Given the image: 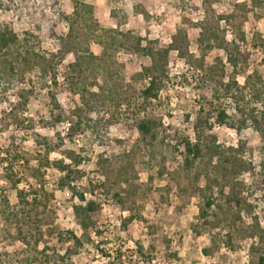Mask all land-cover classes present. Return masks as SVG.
<instances>
[{
	"label": "rangeland",
	"instance_id": "obj_1",
	"mask_svg": "<svg viewBox=\"0 0 264 264\" xmlns=\"http://www.w3.org/2000/svg\"><path fill=\"white\" fill-rule=\"evenodd\" d=\"M59 1L69 16L78 9L65 41V25L46 38L0 11V23H12L19 37L0 50V264H256L264 254L262 133L210 119L231 159L221 171L204 159L184 172L175 148L194 140L200 109L213 104L236 114L226 84L235 82L233 93L263 107L249 89L264 80V0ZM178 30L190 63L170 51L171 81L157 100L141 113L127 107L122 96L143 86L132 77L145 60L132 42L141 36L143 46L166 47ZM74 48L83 58L80 73L68 68ZM51 52L63 58L56 86L36 65V54ZM228 57L239 59L229 65ZM82 88L95 96L82 99ZM137 114L160 122L147 146L139 142ZM58 161L69 165L75 192L98 205L84 235L72 212L77 197L59 187L65 173ZM59 230L84 241L70 260L56 255L63 254Z\"/></svg>",
	"mask_w": 264,
	"mask_h": 264
},
{
	"label": "trees",
	"instance_id": "obj_2",
	"mask_svg": "<svg viewBox=\"0 0 264 264\" xmlns=\"http://www.w3.org/2000/svg\"><path fill=\"white\" fill-rule=\"evenodd\" d=\"M75 6L76 8L73 15L69 16L61 7L59 0H0V11L13 12L16 16V21L26 20L31 29L37 33V36L42 35L46 38H52L55 37L54 28L57 25L67 26L68 35L60 38L61 41H65L67 38L68 40L71 39L73 30L70 26V21L78 15L77 3ZM104 31L111 32L112 30ZM18 41L19 37L13 30L12 23H0V50L3 48L9 49L11 45L14 46ZM143 41L144 38L138 36L131 44L133 45L132 49L134 53L141 55L145 59L140 69L132 76L135 81L143 83V86L135 95H123L121 98V101L125 103L127 107H135L139 113H141V110L145 111L146 106L156 101L160 92L170 83L171 76L168 66L170 51H175L180 59L184 60L186 63H190L192 58L191 54L188 53L186 36L182 30H178L175 34L171 35V41L166 47L160 48L148 44L143 46ZM231 43L235 45L236 41L232 40ZM218 47L225 52L228 51L227 46L223 45V43ZM260 47L264 55V40H261ZM85 50L89 52L88 47ZM236 51L238 57H244L242 51L237 48ZM69 52L74 55V62L69 64L68 68L76 73H80L83 66V58L79 56V50L74 48L69 50ZM36 57L38 70L44 75H49L50 83L56 86L55 71L56 67L60 65L63 60L62 56H60L59 53L51 52L43 56L36 54ZM88 57L96 58V56L91 53H89ZM238 57L237 59H239ZM237 59L233 60L228 57V64L232 65ZM7 65L10 66L12 64L9 62ZM262 79H264V77ZM233 85L236 86L237 84L235 82L226 84L225 90L229 92V99L234 103L236 114H229L225 108L219 105L209 104V108L200 109L198 112L195 123L193 124L194 140L192 141L185 137L177 143L175 150L179 154V165L184 172L192 170L197 162L204 159L210 161L215 159L217 161L215 163V168L217 169L219 167L222 168L223 164L225 165L231 162L230 157L222 150V146L217 144L216 136L211 133L212 125L209 122L210 119H213L218 125H224L236 130L247 126L252 127L256 131L262 133V137L264 138V105L260 110L252 107L250 101L246 99V95L240 92L238 93L239 95L233 93ZM78 91L82 99H84L85 93L95 96V93L89 92L86 88H82ZM249 91L253 94L254 99L262 102L264 99V80H258L252 83ZM51 100L55 103V97L53 95L51 96ZM139 115L140 114H137L136 118H134L135 129L139 136V142L147 146L157 139L160 122L148 115H142L141 117H139ZM59 119L58 117V121H60ZM123 158H129V155L123 154ZM56 165L59 171L65 173V176L60 179L59 187H68L72 195L76 196L79 201L78 204L72 206V212L84 235L87 230L94 225L90 214L98 208V205L93 201L86 200L82 194L76 193L74 188L68 184V179L71 174L68 164L58 161ZM122 168L125 169L124 167ZM218 171L221 170L218 169ZM202 195L203 198L206 196L205 194ZM18 197L19 199L22 198V192H18ZM202 200L208 208L211 207L212 203L209 199ZM204 215L205 214H202V216ZM132 219V217H129L127 221H132ZM56 237L57 243L63 247V254H56L60 261H65L66 259L70 260L73 255L78 254L85 246L82 238L77 237L68 230L57 231ZM256 264H264V254L258 258Z\"/></svg>",
	"mask_w": 264,
	"mask_h": 264
}]
</instances>
